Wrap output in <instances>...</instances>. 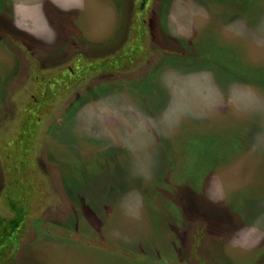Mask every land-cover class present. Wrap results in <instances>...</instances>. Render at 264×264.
Listing matches in <instances>:
<instances>
[{
    "label": "rangeland",
    "instance_id": "374dc122",
    "mask_svg": "<svg viewBox=\"0 0 264 264\" xmlns=\"http://www.w3.org/2000/svg\"><path fill=\"white\" fill-rule=\"evenodd\" d=\"M15 214L1 264H264V0H0Z\"/></svg>",
    "mask_w": 264,
    "mask_h": 264
},
{
    "label": "trees",
    "instance_id": "16d2710c",
    "mask_svg": "<svg viewBox=\"0 0 264 264\" xmlns=\"http://www.w3.org/2000/svg\"><path fill=\"white\" fill-rule=\"evenodd\" d=\"M226 52L233 60L235 56H237L235 52H232L230 50H227ZM236 58L238 60V57ZM15 206V204L9 202V207L12 211L16 209ZM23 208H25V206ZM21 218L22 217L17 218L16 214L12 218H5L3 216H0V264L2 260L7 261L8 263L12 261L10 257H7V250L11 245H14L16 247L18 244V232L22 229L21 225L24 224V219L22 220Z\"/></svg>",
    "mask_w": 264,
    "mask_h": 264
}]
</instances>
